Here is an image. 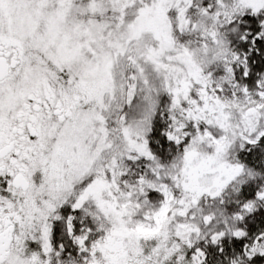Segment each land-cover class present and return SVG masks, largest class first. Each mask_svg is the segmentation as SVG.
<instances>
[{
  "label": "snow or ice",
  "instance_id": "snow-or-ice-1",
  "mask_svg": "<svg viewBox=\"0 0 264 264\" xmlns=\"http://www.w3.org/2000/svg\"><path fill=\"white\" fill-rule=\"evenodd\" d=\"M0 264H264V0H0Z\"/></svg>",
  "mask_w": 264,
  "mask_h": 264
}]
</instances>
